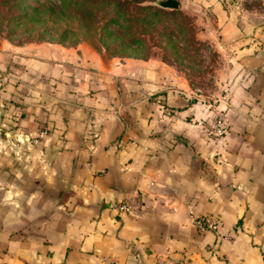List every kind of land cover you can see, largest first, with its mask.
Here are the masks:
<instances>
[{"label":"crops","instance_id":"1","mask_svg":"<svg viewBox=\"0 0 264 264\" xmlns=\"http://www.w3.org/2000/svg\"><path fill=\"white\" fill-rule=\"evenodd\" d=\"M189 1L228 52L227 132L158 64L68 52L46 89L24 62L0 85V264H264V0Z\"/></svg>","mask_w":264,"mask_h":264},{"label":"rangeland","instance_id":"2","mask_svg":"<svg viewBox=\"0 0 264 264\" xmlns=\"http://www.w3.org/2000/svg\"><path fill=\"white\" fill-rule=\"evenodd\" d=\"M120 1L119 7L87 4L83 10L73 0L61 9L46 5L47 0H0V51L11 54L10 68L0 70V85L14 81L21 64L38 57L43 59L39 69H45L39 78L48 89L53 82L50 72L58 71L53 65L64 63L62 68L68 72L65 63L70 61L63 57L72 52L76 53L74 65L79 68H84L80 58L88 60L89 54H97L106 64L139 60L165 68L175 89L190 97L210 102L224 97L230 85L226 75L228 52L219 41L207 9L189 0H177L175 10L153 13L146 6L154 7V0ZM111 16L122 24H106ZM24 75L29 73L25 71ZM158 104L160 107L163 102ZM43 130L35 136H41ZM36 137L28 135L27 139L34 143Z\"/></svg>","mask_w":264,"mask_h":264},{"label":"built area","instance_id":"3","mask_svg":"<svg viewBox=\"0 0 264 264\" xmlns=\"http://www.w3.org/2000/svg\"><path fill=\"white\" fill-rule=\"evenodd\" d=\"M211 111L208 120L199 121L202 127H204V133L211 138H219L227 132L228 121L227 116L224 111L218 110L216 105L210 104ZM160 107H163L160 104ZM119 208L127 210L128 206L125 203L119 204ZM189 218L193 225L199 230H212L216 232L217 235H221L217 230L218 222L217 219L211 216H196L189 213ZM181 264V263H180Z\"/></svg>","mask_w":264,"mask_h":264},{"label":"trees","instance_id":"4","mask_svg":"<svg viewBox=\"0 0 264 264\" xmlns=\"http://www.w3.org/2000/svg\"><path fill=\"white\" fill-rule=\"evenodd\" d=\"M48 2H46L45 4L46 5H52L56 8H59L61 9V6L62 7H66L68 6V4L70 3L71 0H55L53 2H51V0H47ZM127 1V0H125ZM74 4L76 6H79L81 7L83 10H84V6H86L87 4L89 5H94L95 7H98L100 4L101 5H107V4H112L116 7H119L121 6L122 4V1L120 0H73ZM154 4L155 6H146L147 8L149 7L150 9L152 8V12L153 13H160L163 9H170V10H175V8H169V7H165V6H162L160 5V0H154ZM132 16H124L123 19H126V20H131L132 18H130ZM134 17V16H133ZM116 24V25H121L122 23L118 22V20L116 18H114V16H111L107 21H106V24Z\"/></svg>","mask_w":264,"mask_h":264},{"label":"water","instance_id":"5","mask_svg":"<svg viewBox=\"0 0 264 264\" xmlns=\"http://www.w3.org/2000/svg\"><path fill=\"white\" fill-rule=\"evenodd\" d=\"M160 5L169 8H175L177 7V0H160ZM171 95V92H168L166 96L169 98Z\"/></svg>","mask_w":264,"mask_h":264}]
</instances>
